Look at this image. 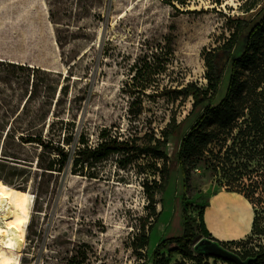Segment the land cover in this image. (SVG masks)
<instances>
[{
    "label": "rangeland",
    "instance_id": "rangeland-1",
    "mask_svg": "<svg viewBox=\"0 0 264 264\" xmlns=\"http://www.w3.org/2000/svg\"><path fill=\"white\" fill-rule=\"evenodd\" d=\"M256 2L264 5V0H227L212 10L211 3L200 0L191 10L206 9V13L177 15L163 0H0V59L48 74L24 70L12 76L0 67V181L26 193L29 200L25 215L16 212L7 221L21 218L23 232L17 255L8 253L15 260L12 264H67L78 251H88L87 264H153L162 241L183 235L184 210L198 218L203 204L210 206L222 195L247 201L220 188L205 164L192 170L186 181L178 152L202 109L191 115L192 98L160 93L166 88L178 91L192 82L206 89L203 54L225 45L232 34L227 18L243 15V9ZM169 35L174 36V55L167 73L147 91L132 93L128 84L137 65L165 59L158 45L164 46ZM245 46L243 37L234 57ZM218 59L224 72L219 102L226 94L231 67L223 53ZM32 92L33 100L23 111ZM48 95L55 101L44 106ZM174 119L183 123L182 131L170 138L165 149L170 182L166 192L156 197L161 217L142 257L133 244L140 225L148 220L143 173L151 159L124 170L117 165L118 157H111L96 167L97 179L74 175L72 162L63 172L45 173L38 166L39 148L7 137L10 130H47L48 123L56 121L57 127L86 133L93 145L103 129L120 138L150 140L161 138ZM8 153L28 161L16 163L5 156ZM258 213L264 217V210ZM259 224L264 228V223ZM202 239L197 237L190 246L202 257V264H228L198 255L195 246ZM242 240L254 248L264 243V236L251 234ZM177 249L162 250L164 264H200Z\"/></svg>",
    "mask_w": 264,
    "mask_h": 264
},
{
    "label": "trees",
    "instance_id": "trees-1",
    "mask_svg": "<svg viewBox=\"0 0 264 264\" xmlns=\"http://www.w3.org/2000/svg\"><path fill=\"white\" fill-rule=\"evenodd\" d=\"M199 1L163 0L177 15L206 13V9L191 10L193 5H199ZM206 1L213 5L212 10H216L227 0ZM227 19L232 27L231 37L222 47L203 54L207 67V88L192 82L178 91L166 88L160 96L175 94V99H178V96H183L184 99L192 98L191 115L202 109L201 115L183 137L178 152V160L186 181H189L192 170L200 164H205L215 173L220 188L227 193L241 195L249 202L255 212L251 234L264 236V228L259 224L260 221L264 223V217L258 213L259 209L264 210V5L260 6L256 2L244 8L243 15L229 16ZM243 37H246L245 49L240 56L234 57V51ZM173 44L174 36H167L164 46L158 45L166 56L165 59L161 56L154 64L147 61L144 65H137L132 83L128 84L132 93L145 92L159 83L172 62ZM220 53L226 55L231 71L226 94L218 102L217 97L224 82V72L218 59ZM0 67H5V71L12 76L24 70L48 75L42 69L6 60H0ZM66 92V86H62L61 94L65 95ZM33 94L34 92L28 97L23 111L33 100ZM46 98L44 106L55 101L50 95ZM44 123H47V119ZM58 125L59 123L52 121L48 123L47 130L35 133H16L10 130L7 137L22 145L39 148L38 166L45 173L63 172L72 162L74 175L97 179L99 175L96 167L111 157L117 156V165L124 170L140 166L139 162L144 159L152 160V163L148 162V169L145 168L143 173L147 176L143 187L149 201L148 220L140 225V233L136 235L133 244L134 251L142 257L141 252L149 246L151 232L161 217V213H157L159 202L156 197L166 192L170 182L169 157L165 149L170 138L180 135L183 123L174 119L162 132L161 138L152 137L150 140L147 136L120 138L112 135L108 129H103L95 145L86 133L76 134L68 128L57 127ZM145 139L148 141L144 143ZM5 156L16 163L28 161L18 157L17 153H8ZM208 205L203 204L198 218L187 215L184 210L183 235L162 241L154 251L153 264H164L161 252L170 246H178V253L202 264V257L196 256L190 249L199 236L219 243L236 253L243 262L247 261V264H264V243L259 247L249 248L244 240L223 242L213 236L205 222ZM151 219L153 221H150ZM232 246L242 247L244 250L238 252L232 250ZM87 252L78 251L67 264H87Z\"/></svg>",
    "mask_w": 264,
    "mask_h": 264
},
{
    "label": "bare ground",
    "instance_id": "bare-ground-1",
    "mask_svg": "<svg viewBox=\"0 0 264 264\" xmlns=\"http://www.w3.org/2000/svg\"><path fill=\"white\" fill-rule=\"evenodd\" d=\"M0 186V264H12L15 260L8 253L17 255L19 243L23 241V232L21 218L16 217L9 223L7 221L16 212L25 215L29 200L26 193L8 187L2 181ZM248 205L249 202L235 195L216 198L206 218L213 235L219 239H237L247 233L251 226V216L246 211ZM2 212L5 218H2Z\"/></svg>",
    "mask_w": 264,
    "mask_h": 264
},
{
    "label": "water",
    "instance_id": "water-1",
    "mask_svg": "<svg viewBox=\"0 0 264 264\" xmlns=\"http://www.w3.org/2000/svg\"><path fill=\"white\" fill-rule=\"evenodd\" d=\"M195 251L198 253V255L205 257H215L235 264H247V261L243 262L236 253L209 239H202L199 241L195 246Z\"/></svg>",
    "mask_w": 264,
    "mask_h": 264
},
{
    "label": "crops",
    "instance_id": "crops-1",
    "mask_svg": "<svg viewBox=\"0 0 264 264\" xmlns=\"http://www.w3.org/2000/svg\"><path fill=\"white\" fill-rule=\"evenodd\" d=\"M211 207H212V204H210V206H208V207L206 208V211H205V222H206V225H207V228H208V229H209V227H208L207 219H206V218H207V214H208L209 210L211 209ZM246 211H247V215L251 216V226H250L248 232L245 233L242 237H239V238H237V239H219V238L215 237L214 235H213V236H214L216 239L220 240V241H223V242H229V241H239V240L245 239L247 236L251 235L252 226H253V222H254V218H255V212H254L253 207H252L250 204L248 205V207H246ZM209 231H210V229H209ZM210 232H211V231H210ZM211 233H212V232H211ZM212 234H213V233H212Z\"/></svg>",
    "mask_w": 264,
    "mask_h": 264
},
{
    "label": "snow or ice",
    "instance_id": "snow-or-ice-1",
    "mask_svg": "<svg viewBox=\"0 0 264 264\" xmlns=\"http://www.w3.org/2000/svg\"><path fill=\"white\" fill-rule=\"evenodd\" d=\"M0 187H2V186H0ZM0 196H2V192H0Z\"/></svg>",
    "mask_w": 264,
    "mask_h": 264
}]
</instances>
